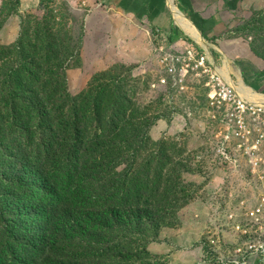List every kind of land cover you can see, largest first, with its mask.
Instances as JSON below:
<instances>
[{"label": "rangeland", "instance_id": "374dc122", "mask_svg": "<svg viewBox=\"0 0 264 264\" xmlns=\"http://www.w3.org/2000/svg\"><path fill=\"white\" fill-rule=\"evenodd\" d=\"M122 1L0 0V200L24 157L34 166L46 163L38 158L40 140L31 142L19 119L38 131L32 99L39 94L51 107L53 84L64 69L70 104L106 76L116 80L119 98L130 100L138 131L132 176L148 177L149 189L163 195L164 222L146 237L150 256L138 264H231L228 259L242 253L247 264H264L251 249L264 230L252 220L264 199V148L259 167L243 158L237 165L215 158L221 130L206 78L179 70L174 79L161 61L195 49L223 77L237 80L241 72L245 86L261 94L264 0ZM172 1L199 30L200 41L178 24ZM142 123L149 125L147 141ZM125 163L120 172L130 168Z\"/></svg>", "mask_w": 264, "mask_h": 264}, {"label": "trees", "instance_id": "16d2710c", "mask_svg": "<svg viewBox=\"0 0 264 264\" xmlns=\"http://www.w3.org/2000/svg\"><path fill=\"white\" fill-rule=\"evenodd\" d=\"M66 83L64 69L51 107L39 94L32 99L38 131L19 117L28 139L40 140L38 158L46 163L24 157L13 169L0 200V264H138L150 256L146 237L162 227L164 210L159 188L152 192L148 177L132 176L138 131L130 100L102 76L70 104ZM142 125L147 141L149 125ZM125 162L130 168L120 172Z\"/></svg>", "mask_w": 264, "mask_h": 264}, {"label": "built area", "instance_id": "2783aa9c", "mask_svg": "<svg viewBox=\"0 0 264 264\" xmlns=\"http://www.w3.org/2000/svg\"><path fill=\"white\" fill-rule=\"evenodd\" d=\"M161 61L167 74L174 79L179 77V70L181 74L192 70L198 76L206 78L208 97L213 108L212 117L221 130L212 149L215 158L236 165L243 158L259 167L263 162L261 153L264 148V103L250 99L235 86L228 84L207 56H200L195 49L168 54ZM252 215L255 224L264 226V199ZM256 240L259 241L258 246L251 245V249L256 248L262 257L261 262H264V230ZM221 260L226 263L225 257ZM247 260L248 257L242 253L228 259V262L247 264Z\"/></svg>", "mask_w": 264, "mask_h": 264}, {"label": "bare ground", "instance_id": "6f19581e", "mask_svg": "<svg viewBox=\"0 0 264 264\" xmlns=\"http://www.w3.org/2000/svg\"><path fill=\"white\" fill-rule=\"evenodd\" d=\"M172 9L173 12L175 13V16L178 20V24L181 25V27L183 28V30L190 35L191 37H193L194 39L200 41L201 40V33L199 32V30L196 28V26L191 23L190 20H188L181 11H179V9L175 6V4L172 1ZM174 15V14H173ZM179 26V25H178ZM204 41V40H203ZM227 67V66H226ZM238 89V88H237ZM239 90V89H238ZM240 92H245V88L243 89V87H241V89L239 90ZM261 102V101H260Z\"/></svg>", "mask_w": 264, "mask_h": 264}, {"label": "crops", "instance_id": "0c3cea01", "mask_svg": "<svg viewBox=\"0 0 264 264\" xmlns=\"http://www.w3.org/2000/svg\"><path fill=\"white\" fill-rule=\"evenodd\" d=\"M122 2H124V3H130L131 2V0H124V1H122ZM135 2H136V0H135ZM182 34H184V33H182ZM185 35V34H184ZM215 67V66H214ZM216 68V67H215ZM217 71H219V70H217ZM262 73L264 72V68H263V70L261 71ZM221 74V73H220ZM238 75H239V77H238ZM238 75H237V77L235 76V78L238 80V78L241 80V82L239 83L237 80H233L231 77L229 78V79H226L225 77V80H226V82L228 83V84H230V85H232V86H235L236 88H238L239 90L241 89V87H243V89L245 88V90H246V92H248L254 99H256L257 101L259 100V101H261V102H264V83H258V84H256V85H258V86H261V87H258V88H260V90H261V94H259V93H257L255 90H254V88H252V87H246L245 86V81H244V79H243V75H242V73L241 72H239L238 73ZM262 79V78H261ZM255 87V86H254ZM247 88L249 89L248 91H247ZM255 88H257V87H255ZM250 91H253L254 93H252V92H250ZM243 93H245V92H243ZM256 93V94H255ZM258 96H259V98L260 99H257L258 98ZM253 100V99H252Z\"/></svg>", "mask_w": 264, "mask_h": 264}]
</instances>
